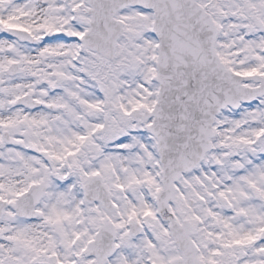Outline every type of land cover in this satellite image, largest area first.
<instances>
[{"label": "snow or ice", "instance_id": "obj_1", "mask_svg": "<svg viewBox=\"0 0 264 264\" xmlns=\"http://www.w3.org/2000/svg\"><path fill=\"white\" fill-rule=\"evenodd\" d=\"M0 264H264V0H0Z\"/></svg>", "mask_w": 264, "mask_h": 264}]
</instances>
